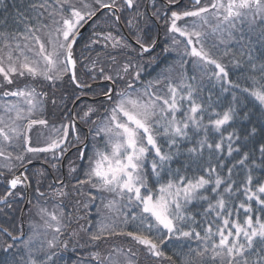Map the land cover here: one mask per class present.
<instances>
[{
    "label": "snow or ice",
    "instance_id": "snow-or-ice-1",
    "mask_svg": "<svg viewBox=\"0 0 264 264\" xmlns=\"http://www.w3.org/2000/svg\"><path fill=\"white\" fill-rule=\"evenodd\" d=\"M0 181V264H264V0H0Z\"/></svg>",
    "mask_w": 264,
    "mask_h": 264
},
{
    "label": "trees",
    "instance_id": "trees-1",
    "mask_svg": "<svg viewBox=\"0 0 264 264\" xmlns=\"http://www.w3.org/2000/svg\"><path fill=\"white\" fill-rule=\"evenodd\" d=\"M7 2L12 5V4H16V5H21V4H27L28 3V0H7ZM37 2H39V0H37ZM212 23H215V21H212ZM160 29H161V37H160V42H159V48H158V52L159 54H161V66H164L165 64H168V63H173L175 60H176V55L174 53H170L168 55H166L164 57V53H162V49L163 47L165 46V43L167 42L166 41V37L164 35V27L163 25L160 26ZM127 30V29H126ZM157 32L156 30V27H153L152 28V34L155 35V33ZM85 36H87V32L85 33ZM218 43V38L216 36H213L211 34H209L208 36V44L211 45L212 43ZM221 50H223V46H221ZM79 55V49H78V53ZM84 55H89V53H84ZM92 57H95L96 53L95 52H92L90 54ZM225 62L228 63L229 62V57H225ZM229 67L232 68V65L229 63ZM186 68H187V74L190 76L193 74V71H192V67L191 65H186ZM177 70H179L177 68ZM149 71H151V68L149 69ZM157 71H159V69H157ZM233 72L236 73V70L233 69ZM153 75H155V73H153ZM239 75V73H236V74H233L232 75V79H237V76ZM65 90L67 91H71V85L67 82V80L65 81V83L61 86H59L57 88V92L56 94L59 96L61 95ZM55 113V115H52V113ZM48 114H49V118L52 122L54 123H58V122H61V109L59 108H56V109H53L52 108V105L49 104L48 105ZM66 122V121H65ZM71 138V137H70ZM1 183V181H0ZM0 190H2V188L0 187ZM22 206V205H21ZM71 211H73L71 208H69ZM93 215L89 218L92 222V225H93V230L95 228V223H96V220L99 219V217H97L95 215V209L93 208ZM27 212H25V215L27 216L26 214ZM81 215H83V213H80ZM19 216H20V213L19 212H16V213H13L12 215H0V226L2 227H9L11 228L13 226V217H15V221L14 223L16 225L19 224ZM80 224H83L85 226H87L88 224V221H85V220H81L80 221ZM72 228H78L79 225L75 223V221L72 223L71 225ZM25 229H27V223L25 225ZM81 236L83 237V239L81 240V243H83V240L84 239H87L86 236H84L83 233H81ZM114 244V245H118V246H122V247H130V246H133L132 245V242L125 238V237H112V238H109L107 241L105 242H102L101 245H100V250L103 252L107 249H109V244ZM134 250L135 247H134ZM67 256V254H65ZM137 260H138V264H157V262L155 260H149L146 258L145 254L143 252H138V255H137Z\"/></svg>",
    "mask_w": 264,
    "mask_h": 264
},
{
    "label": "rangeland",
    "instance_id": "rangeland-1",
    "mask_svg": "<svg viewBox=\"0 0 264 264\" xmlns=\"http://www.w3.org/2000/svg\"><path fill=\"white\" fill-rule=\"evenodd\" d=\"M57 125H59V124H57ZM110 215V214H109ZM114 244H112L110 247H109V249L113 246Z\"/></svg>",
    "mask_w": 264,
    "mask_h": 264
}]
</instances>
